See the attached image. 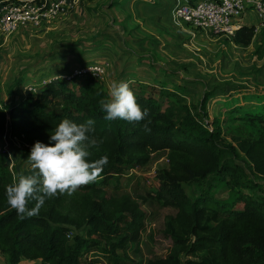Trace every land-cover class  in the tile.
<instances>
[{
    "label": "trees",
    "instance_id": "1",
    "mask_svg": "<svg viewBox=\"0 0 264 264\" xmlns=\"http://www.w3.org/2000/svg\"><path fill=\"white\" fill-rule=\"evenodd\" d=\"M253 30V25L244 24L233 36L247 42ZM68 83L52 81L35 96L26 93L18 102L0 106V141L7 130L9 137L33 148L36 142L49 144L50 134L63 119L78 125L93 119V135L103 144L91 150L89 159L107 156L108 164L98 182L71 196L45 198L37 215L22 218L7 203L6 188L21 175L33 174L13 178L0 156V254L11 264L22 257L40 258L43 264H82V258L98 252L108 259L113 256L110 264H128L119 260L118 251L128 258L127 244L135 243L143 229L142 212L129 196L108 194L105 186L111 178L145 163L147 149H168L169 165L153 182L154 197L177 212L159 231L169 241L165 254L145 264H264V187L247 175L264 178V130L252 133L240 127L225 142L218 122L208 126L207 93L196 114L183 104L162 111L158 99L136 95L141 108L149 110L144 121H106L100 105L105 91L95 83L80 85L77 91ZM161 94L175 95L170 90ZM247 119L264 123V114H250ZM145 124L150 131H145ZM205 178L208 188L191 200L181 183ZM217 182L229 188L228 199L209 193ZM35 205L30 201L28 207Z\"/></svg>",
    "mask_w": 264,
    "mask_h": 264
},
{
    "label": "rangeland",
    "instance_id": "2",
    "mask_svg": "<svg viewBox=\"0 0 264 264\" xmlns=\"http://www.w3.org/2000/svg\"><path fill=\"white\" fill-rule=\"evenodd\" d=\"M191 1L67 0L55 17L38 26L29 24L9 34L0 33V106L24 98L23 86L37 82L43 74L99 63L103 67L100 76L75 75L69 86L78 91L80 85L95 83L108 99L112 84L124 81L135 96L158 99L162 111L183 104L192 114L197 113L198 103L207 93L208 126L218 122L225 142L231 141L240 127L245 132L264 130L263 122L247 119L250 114H264V28H258L256 17L249 14L244 22L254 30L243 42L177 23L175 7ZM162 90L175 95L161 94ZM9 126L8 121L6 128ZM6 131L0 141V156L6 159L12 177L33 174L27 161L31 146H23ZM168 151L147 149L145 163L111 178L105 186L108 194L129 196L142 212L143 229L135 243L127 244L128 258L118 251L119 260L125 263L145 264L166 252L169 241L159 231L177 210L157 201L153 182L168 168ZM247 175L264 187V178ZM208 178L182 182L185 194L191 200L200 196L208 188ZM212 188L209 193L214 198H229V188L221 182ZM108 257L91 252L81 261L110 264L108 260L114 257ZM0 264H11L2 253ZM16 264L43 261L22 257Z\"/></svg>",
    "mask_w": 264,
    "mask_h": 264
},
{
    "label": "clouds",
    "instance_id": "3",
    "mask_svg": "<svg viewBox=\"0 0 264 264\" xmlns=\"http://www.w3.org/2000/svg\"><path fill=\"white\" fill-rule=\"evenodd\" d=\"M100 105L106 121L139 123L149 116V110L141 108L129 83L124 81L114 82L109 98L101 100ZM95 124L93 119L79 125L63 119L50 134L49 144H34L27 160L33 175H21L6 188L7 203L22 218L37 215L45 198L71 196L81 187L102 178L101 173L108 164L107 156L95 161L89 159L91 150H99L103 144L93 135ZM145 131H150L147 124ZM30 201L36 202L34 208L28 207Z\"/></svg>",
    "mask_w": 264,
    "mask_h": 264
},
{
    "label": "built area",
    "instance_id": "4",
    "mask_svg": "<svg viewBox=\"0 0 264 264\" xmlns=\"http://www.w3.org/2000/svg\"><path fill=\"white\" fill-rule=\"evenodd\" d=\"M67 0H0V33L9 34L29 24L38 26L42 20L57 15ZM252 14L258 28H264V0H194L175 7L173 18L177 23L193 25L214 35L233 36ZM103 67L92 63L76 67L70 72L42 76L37 82L23 86L24 93L35 94L40 85L52 81H67L75 75L100 76ZM27 88V89H26Z\"/></svg>",
    "mask_w": 264,
    "mask_h": 264
}]
</instances>
